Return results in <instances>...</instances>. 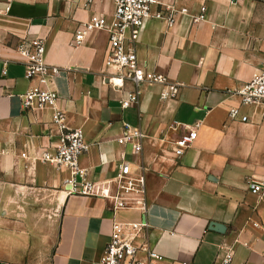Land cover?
<instances>
[{
    "label": "crops",
    "instance_id": "1",
    "mask_svg": "<svg viewBox=\"0 0 264 264\" xmlns=\"http://www.w3.org/2000/svg\"><path fill=\"white\" fill-rule=\"evenodd\" d=\"M156 1L153 11L171 8L174 23L145 20L136 60L179 91L161 99L163 86L144 85L138 103L121 109L133 84L112 86L107 32L90 29L73 43L77 29L110 20L113 0H0V264H95L113 221L145 224L133 243L164 264H218L225 249L231 264H264V191L247 187L264 184V107L242 108L246 122L227 116L239 105L235 91L264 65V0ZM35 39L59 71L50 85L57 99L26 111L21 96L35 82L25 78L19 46ZM55 112L66 129L82 130L77 165L98 194L69 193L70 171L43 161L61 132ZM124 123L142 134L137 153L122 141ZM185 126L196 138L176 158L172 143ZM123 163L143 179L140 191L116 188Z\"/></svg>",
    "mask_w": 264,
    "mask_h": 264
},
{
    "label": "built area",
    "instance_id": "2",
    "mask_svg": "<svg viewBox=\"0 0 264 264\" xmlns=\"http://www.w3.org/2000/svg\"><path fill=\"white\" fill-rule=\"evenodd\" d=\"M91 0H86L87 5ZM156 0H113V13L110 20L98 18L84 29H77L73 36V43L79 45L90 29H101L107 32L108 40L104 64L112 69V86L122 90L123 80L133 84L131 91L121 94L119 106L126 109L138 103L144 85L157 84L163 86L161 99L175 98L179 91V85L170 83L168 79L159 73L146 71L138 65L135 56V43L138 31L142 23L147 19H158L168 27L174 23V11L165 7V10H154ZM185 12V10H181ZM204 12V8L201 9ZM201 16L198 15L197 18ZM27 46V47H24ZM19 53L24 59L25 78L35 84L21 96L22 108L26 111L40 110L52 107L57 99L56 92L50 88L53 79L58 75L56 67L48 66L43 59L44 44L41 40L22 42L19 46ZM115 80L118 83H115ZM239 98V105L228 112L230 121L246 122L247 116L241 109L249 106L264 107V65L250 81L235 91ZM52 122L59 125L60 133L55 150L44 152L43 161L52 164L57 168H66L70 171V178L66 181V188L69 193L80 195H96L94 184L86 182L84 174L78 168V158L85 151L83 143V132L81 129H66L62 124V115L55 112ZM187 134L180 135L172 143L173 155L180 158L192 145L196 138L195 129L185 126ZM64 130V131H63ZM142 134L139 129L124 123L122 126V141L130 143L133 151L140 150V139ZM131 169L128 163L119 165V174L114 181L117 189L124 191L138 190L143 187V179L130 177ZM78 178L81 180L79 183ZM248 190L255 194L264 191V184L251 180L247 183ZM131 227V234L125 232ZM145 224L125 225L113 221L109 241L103 253L95 264H164V258L151 249L148 245L136 246L133 243L134 236L138 230L144 228ZM233 252L231 249L219 251L218 264H231ZM186 264V263H182Z\"/></svg>",
    "mask_w": 264,
    "mask_h": 264
},
{
    "label": "water",
    "instance_id": "3",
    "mask_svg": "<svg viewBox=\"0 0 264 264\" xmlns=\"http://www.w3.org/2000/svg\"><path fill=\"white\" fill-rule=\"evenodd\" d=\"M209 229L216 230L218 232H223L225 227L216 223H210Z\"/></svg>",
    "mask_w": 264,
    "mask_h": 264
}]
</instances>
